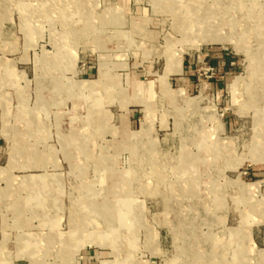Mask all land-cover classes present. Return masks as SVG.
I'll return each mask as SVG.
<instances>
[{"label": "rangeland", "instance_id": "rangeland-1", "mask_svg": "<svg viewBox=\"0 0 264 264\" xmlns=\"http://www.w3.org/2000/svg\"><path fill=\"white\" fill-rule=\"evenodd\" d=\"M263 69L264 0H0V264H264Z\"/></svg>", "mask_w": 264, "mask_h": 264}, {"label": "bare ground", "instance_id": "bare-ground-1", "mask_svg": "<svg viewBox=\"0 0 264 264\" xmlns=\"http://www.w3.org/2000/svg\"><path fill=\"white\" fill-rule=\"evenodd\" d=\"M116 9V8H115ZM121 14V13H120ZM114 19H116V18H114ZM123 19H125V18H123ZM119 20V19H118ZM128 20V19H127ZM120 21H122V20H120ZM120 21H119V23H120ZM115 26V25H114ZM189 26L190 25H188V28H189ZM192 26V25H191ZM195 26V25H194ZM202 39H207V37L205 36V35H203L202 36ZM210 40H214L213 38H209ZM253 55V54H252ZM264 70V69H263ZM138 135V134H137ZM184 149V148H183ZM263 150H264V148H263ZM212 151V150H211ZM184 153V152H183ZM182 156V155H181ZM194 156V155H193ZM183 157V156H182ZM188 158V157H187ZM182 164V163H181ZM185 166V165H184ZM104 209V208H103ZM204 210V209H203ZM205 212V211H204ZM174 222H175V220H174ZM188 226V225H187ZM27 256H28V258H30V259H32V254H30V253H27ZM31 261H33V260H31Z\"/></svg>", "mask_w": 264, "mask_h": 264}, {"label": "crops", "instance_id": "crops-1", "mask_svg": "<svg viewBox=\"0 0 264 264\" xmlns=\"http://www.w3.org/2000/svg\"><path fill=\"white\" fill-rule=\"evenodd\" d=\"M11 260H12V262H13L12 264H22V263H21L22 261H27L28 264H30L29 260H27V259H25V258H14V259H13V258H10L9 261H11ZM9 261H8V262H9ZM8 262H7V263H8Z\"/></svg>", "mask_w": 264, "mask_h": 264}]
</instances>
